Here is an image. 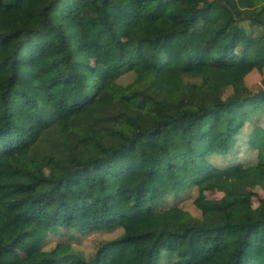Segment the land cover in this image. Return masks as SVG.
Wrapping results in <instances>:
<instances>
[{"label": "trees", "instance_id": "trees-1", "mask_svg": "<svg viewBox=\"0 0 264 264\" xmlns=\"http://www.w3.org/2000/svg\"><path fill=\"white\" fill-rule=\"evenodd\" d=\"M255 70L264 0H0V264H264V196L236 211L202 193L264 189V122L244 130L264 113ZM47 159L60 177L33 170ZM193 186L200 217L166 206ZM114 229L88 256L45 248Z\"/></svg>", "mask_w": 264, "mask_h": 264}, {"label": "rangeland", "instance_id": "rangeland-1", "mask_svg": "<svg viewBox=\"0 0 264 264\" xmlns=\"http://www.w3.org/2000/svg\"><path fill=\"white\" fill-rule=\"evenodd\" d=\"M186 5L192 6H199L206 0H180ZM131 48L130 41H126V50L129 51ZM87 52L92 59L94 64H97L101 59L100 51L92 46H87ZM247 84L249 87L256 91L261 88H264V71L260 72L255 70L251 72L246 78ZM261 117V122H264V113L263 111L259 113L257 116L254 117V121L248 122L245 127V133L248 134L254 124L258 123V118ZM239 143H242L240 146L239 157L241 160L248 161L250 160L249 154L252 153L254 156L253 149L248 148L244 144V139H241ZM234 155H230L228 157L214 155L212 157L213 161L219 165H226L233 159ZM33 170L36 173L46 175L52 178H58L63 173V168L61 167L60 163L56 159H47L42 160L33 165ZM3 178L0 177V181ZM50 187V183L48 181H42L35 189L36 192H42L47 190ZM251 188L256 192V195L248 197V198H237L235 197L230 188L226 186L216 187L212 185H205L202 188V193L205 197L208 198H221L224 199L226 202H231L234 209L236 211H245L251 210L255 208L259 204V200L261 197L264 196V189L262 186V180L259 178H254L252 181ZM197 195V187L193 186L189 188L187 191L183 192L179 197H170L166 206L177 203L183 206L185 209L189 210L194 216L200 217L201 211L195 206L194 198ZM121 232V229H114V230H100V231H92L86 234H79L77 238L69 239V236L54 233L51 234L47 240L45 245L46 249L51 248L59 241H71L74 244V247L82 250L85 256H88L95 252L96 248L98 247L99 243L108 238H112L118 235ZM19 252L21 255L26 256L32 260H36L40 257V253L29 248L26 245L19 246Z\"/></svg>", "mask_w": 264, "mask_h": 264}]
</instances>
